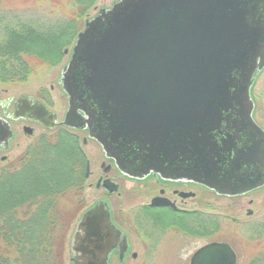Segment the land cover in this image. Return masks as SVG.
<instances>
[{"label": "water", "instance_id": "obj_1", "mask_svg": "<svg viewBox=\"0 0 264 264\" xmlns=\"http://www.w3.org/2000/svg\"><path fill=\"white\" fill-rule=\"evenodd\" d=\"M263 70L264 0H118L86 22L62 71L65 120L41 102L35 119L88 129L130 176L155 172L245 195L264 187L252 96ZM129 248L100 200L77 222L70 262L110 264L119 249L124 264ZM237 262L230 244L214 241L190 264Z\"/></svg>", "mask_w": 264, "mask_h": 264}, {"label": "trees", "instance_id": "obj_2", "mask_svg": "<svg viewBox=\"0 0 264 264\" xmlns=\"http://www.w3.org/2000/svg\"><path fill=\"white\" fill-rule=\"evenodd\" d=\"M97 2L71 0L74 8L58 19L0 6V81L26 82L40 68L58 65ZM87 164L77 134L59 128L36 136L0 167V264H66L69 237L88 205ZM221 225L203 214L183 228L205 238Z\"/></svg>", "mask_w": 264, "mask_h": 264}, {"label": "rangeland", "instance_id": "obj_3", "mask_svg": "<svg viewBox=\"0 0 264 264\" xmlns=\"http://www.w3.org/2000/svg\"><path fill=\"white\" fill-rule=\"evenodd\" d=\"M116 1L98 0L85 16L81 31L85 29L86 22L89 19L98 15L101 9L112 7ZM0 6L3 8L10 7L14 10H22V12L25 9V11L30 10L27 12L28 14L35 13L51 19L67 16L73 7L71 0H0ZM75 43L76 41L67 48L69 52L64 55L62 61L55 67L47 69L40 68L26 82L5 83L0 81V89L6 88L14 93L26 92L36 95L40 89H49L54 84L56 90L52 94L54 98L53 105L58 116L62 118L67 104L66 98L60 94L62 90L57 83V79L65 65L69 62ZM253 97L256 100L257 106L256 118L264 127V72L260 75L253 87ZM59 128H66L77 134L79 143L87 155L90 171L94 174L93 177L88 178L86 168L87 180L85 182V195L88 208L90 205L99 201L103 192L96 185V177L100 173L103 160L102 149L98 142L90 138L85 131L67 126ZM40 133L45 132L42 130L41 132H37L34 137H27L21 147L9 152V161L22 154ZM6 163L0 161V167ZM136 190V188L130 190L123 187L121 196L113 195L111 198L117 213L122 210L125 214L127 225H129H126V227L128 228L127 230L130 233L131 241L134 245V252L138 254L136 258L129 256L124 264H190L191 257L197 249L214 241L231 244L238 255L237 264H253L256 261V263L260 262L262 264V255L264 253V189L231 199L216 198L214 204L217 205V209H215L218 220L222 222L221 229L212 236L205 238L202 236H189L185 233L183 227L188 223L190 225L193 224L194 219L192 217L184 221L178 219V222L171 219L170 221H165L163 224L156 225H153L151 220L147 218L142 219L140 217L138 219L130 208L134 203L140 201V195ZM212 200L211 197L207 198V194H204L201 197V204L205 206L208 201ZM248 210L252 211V214H249ZM71 238L72 235L69 237L65 252L66 264H71ZM113 264H119L118 259L115 258Z\"/></svg>", "mask_w": 264, "mask_h": 264}, {"label": "flooded vegetation", "instance_id": "obj_4", "mask_svg": "<svg viewBox=\"0 0 264 264\" xmlns=\"http://www.w3.org/2000/svg\"><path fill=\"white\" fill-rule=\"evenodd\" d=\"M60 77L61 73L57 83L62 90L60 94L66 98L67 104L63 117L58 119L61 122L69 109V97L62 87ZM55 90L54 84L49 89H40L36 95L26 92L14 93L6 88L0 89V161L8 162L10 160L9 152L21 147L27 137H34L37 132L42 130L44 132H52L64 126L58 125L54 129H49L45 124L35 119L39 113L38 103L40 102L49 110L56 112L52 95ZM46 123H49L48 118H46ZM80 131H85L89 135L88 129ZM98 144L103 153L101 170L96 177V185L98 189L103 191L99 200L108 201L111 204L113 221L129 236L131 248L126 252L125 260L129 256L134 257V245L126 227L128 223L125 219V214L122 210L117 213L111 201L113 195H122L123 187L130 190L134 188L138 190L136 192L140 195V201L130 207L133 210L132 213L138 219L142 217V219L151 220L153 225L163 224L171 219H174L175 222H178V219L184 221L188 219L187 217H192L195 222L198 219L199 223V219L202 218L203 214L211 219H217V205L214 204L216 198L231 199L240 197L221 195L200 183L186 179H168L155 172L143 177L130 176L122 172L115 160L107 157L101 144L99 142ZM93 175V172L90 171L88 178L93 177ZM114 189H117V191H113ZM204 194H207V198L211 197L213 199L208 201L205 206L201 204V197ZM250 212L248 210L249 214ZM170 215H173V217H170ZM120 253L119 249L113 251L110 264H113L115 258L119 261Z\"/></svg>", "mask_w": 264, "mask_h": 264}]
</instances>
